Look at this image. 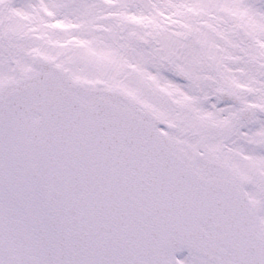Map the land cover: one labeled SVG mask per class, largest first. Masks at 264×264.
Masks as SVG:
<instances>
[{"label": "snow or ice", "instance_id": "obj_1", "mask_svg": "<svg viewBox=\"0 0 264 264\" xmlns=\"http://www.w3.org/2000/svg\"><path fill=\"white\" fill-rule=\"evenodd\" d=\"M0 264H264V0H0Z\"/></svg>", "mask_w": 264, "mask_h": 264}]
</instances>
